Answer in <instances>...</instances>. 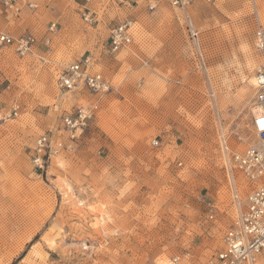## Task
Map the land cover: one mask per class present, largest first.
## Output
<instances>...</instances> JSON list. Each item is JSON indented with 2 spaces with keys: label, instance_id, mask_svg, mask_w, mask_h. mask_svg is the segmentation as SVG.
<instances>
[{
  "label": "rangeland",
  "instance_id": "rangeland-1",
  "mask_svg": "<svg viewBox=\"0 0 264 264\" xmlns=\"http://www.w3.org/2000/svg\"><path fill=\"white\" fill-rule=\"evenodd\" d=\"M34 1L19 12L34 54L0 48V108L20 107L0 123V264H207L235 217L222 145L240 151L252 138L264 0H161L152 10L148 0H92V25L79 0ZM128 20L132 41L112 55L109 30ZM84 55L112 90L76 149L37 171V138L89 102L57 86L61 66Z\"/></svg>",
  "mask_w": 264,
  "mask_h": 264
},
{
  "label": "built area",
  "instance_id": "built-area-1",
  "mask_svg": "<svg viewBox=\"0 0 264 264\" xmlns=\"http://www.w3.org/2000/svg\"><path fill=\"white\" fill-rule=\"evenodd\" d=\"M79 1L82 2V21L92 25L95 16L88 7L92 0ZM158 1L161 0H148L149 9H154ZM166 1L173 8H185L199 0ZM0 7L17 15L23 8L36 10L38 5L31 0H0ZM55 33L57 29L53 23L41 42L48 46ZM132 38L131 20L114 25L107 38L109 53H118L131 43ZM37 44L38 40L31 34L13 37L0 32V48L9 47L20 58L34 54ZM255 48L264 53V31L260 26L255 30ZM96 68L95 58L84 55L59 69L57 86L60 91L65 94L85 93L90 99L87 105L64 114L60 129L55 133L37 138L31 159L35 170L43 172L49 157L72 153L95 120L100 98L112 90L110 82ZM254 89L251 140L240 151H229L226 142L222 145L232 176L230 188L235 217L221 238V248L207 264H264V63L255 72ZM19 113L20 107L16 102L7 109L0 108V123L17 117ZM152 145L157 146L158 143L152 141ZM234 173L239 175L240 181L233 177ZM178 259L174 258L172 262L177 264Z\"/></svg>",
  "mask_w": 264,
  "mask_h": 264
},
{
  "label": "crops",
  "instance_id": "crops-1",
  "mask_svg": "<svg viewBox=\"0 0 264 264\" xmlns=\"http://www.w3.org/2000/svg\"><path fill=\"white\" fill-rule=\"evenodd\" d=\"M31 1L33 2L34 0ZM24 9L28 10L27 8ZM26 19V14L24 13L12 15L0 7V32L7 33L13 37L20 36L27 28L25 23Z\"/></svg>",
  "mask_w": 264,
  "mask_h": 264
},
{
  "label": "bare ground",
  "instance_id": "bare-ground-1",
  "mask_svg": "<svg viewBox=\"0 0 264 264\" xmlns=\"http://www.w3.org/2000/svg\"><path fill=\"white\" fill-rule=\"evenodd\" d=\"M250 81H251L252 84H254V78H251ZM53 164H54L56 167L59 166V164H58V162H57L56 159L53 160Z\"/></svg>",
  "mask_w": 264,
  "mask_h": 264
}]
</instances>
